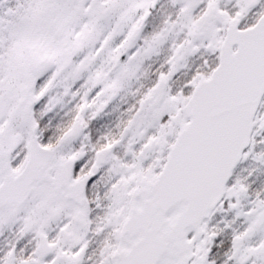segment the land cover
Here are the masks:
<instances>
[{"label": "snow or ice", "instance_id": "obj_1", "mask_svg": "<svg viewBox=\"0 0 264 264\" xmlns=\"http://www.w3.org/2000/svg\"><path fill=\"white\" fill-rule=\"evenodd\" d=\"M0 264H264V0H0Z\"/></svg>", "mask_w": 264, "mask_h": 264}]
</instances>
